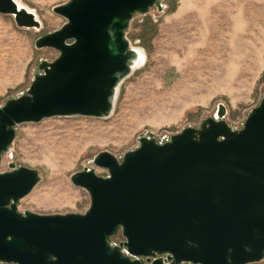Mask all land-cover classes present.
<instances>
[{
	"label": "water",
	"instance_id": "obj_1",
	"mask_svg": "<svg viewBox=\"0 0 264 264\" xmlns=\"http://www.w3.org/2000/svg\"><path fill=\"white\" fill-rule=\"evenodd\" d=\"M161 0H69L53 6L63 25L41 34L42 59L26 92L0 105V166L16 126L45 118L112 115L120 84L138 51L127 29L135 14ZM0 13L41 30L38 14L20 0H0ZM219 104L199 127L158 141L152 134L120 160L99 152L94 168L71 181L87 190L83 213L18 211L41 181L39 170H0V264H249L264 259V95L236 128ZM121 237L114 243L115 237Z\"/></svg>",
	"mask_w": 264,
	"mask_h": 264
},
{
	"label": "rangeland",
	"instance_id": "obj_2",
	"mask_svg": "<svg viewBox=\"0 0 264 264\" xmlns=\"http://www.w3.org/2000/svg\"><path fill=\"white\" fill-rule=\"evenodd\" d=\"M34 9L43 28L19 27L0 13V105L26 92L42 59L59 56L54 48L37 49L41 34L66 19L53 6L69 0H21ZM135 14L127 36L142 48L146 61L120 84L108 118L65 116L16 126V138L3 157L10 164L39 170L41 181L21 198V211L40 214L83 213L90 206L86 189L71 181L84 167L105 176L93 164L101 151L122 160L153 135L163 141L188 126L199 127L220 103L233 127L243 126L264 95V0H161ZM193 264V263H182ZM249 264H264V259Z\"/></svg>",
	"mask_w": 264,
	"mask_h": 264
},
{
	"label": "bare ground",
	"instance_id": "obj_3",
	"mask_svg": "<svg viewBox=\"0 0 264 264\" xmlns=\"http://www.w3.org/2000/svg\"><path fill=\"white\" fill-rule=\"evenodd\" d=\"M22 4L24 3L22 2ZM134 48L138 51L139 56H138V59L135 61V64L133 65V70H135L137 67H139L142 63L146 61V53L144 52V50L142 48H137V47H134Z\"/></svg>",
	"mask_w": 264,
	"mask_h": 264
},
{
	"label": "built area",
	"instance_id": "obj_4",
	"mask_svg": "<svg viewBox=\"0 0 264 264\" xmlns=\"http://www.w3.org/2000/svg\"><path fill=\"white\" fill-rule=\"evenodd\" d=\"M120 240H121V237H120V236L115 237V238L113 239L114 243H118Z\"/></svg>",
	"mask_w": 264,
	"mask_h": 264
},
{
	"label": "flooded vegetation",
	"instance_id": "obj_5",
	"mask_svg": "<svg viewBox=\"0 0 264 264\" xmlns=\"http://www.w3.org/2000/svg\"><path fill=\"white\" fill-rule=\"evenodd\" d=\"M18 211H21V210H19V207H18ZM21 212H23V211H21Z\"/></svg>",
	"mask_w": 264,
	"mask_h": 264
},
{
	"label": "crops",
	"instance_id": "obj_6",
	"mask_svg": "<svg viewBox=\"0 0 264 264\" xmlns=\"http://www.w3.org/2000/svg\"><path fill=\"white\" fill-rule=\"evenodd\" d=\"M20 2H21V0H20ZM22 3V2H21ZM25 5V4H24ZM27 6V5H26ZM30 8V7H29ZM32 9V8H31Z\"/></svg>",
	"mask_w": 264,
	"mask_h": 264
}]
</instances>
